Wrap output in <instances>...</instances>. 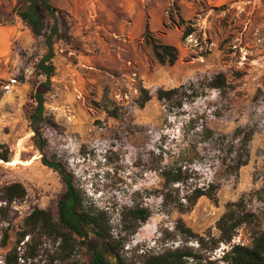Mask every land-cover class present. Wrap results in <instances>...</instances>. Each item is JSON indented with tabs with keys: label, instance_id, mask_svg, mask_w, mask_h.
I'll list each match as a JSON object with an SVG mask.
<instances>
[{
	"label": "rangeland",
	"instance_id": "374dc122",
	"mask_svg": "<svg viewBox=\"0 0 264 264\" xmlns=\"http://www.w3.org/2000/svg\"><path fill=\"white\" fill-rule=\"evenodd\" d=\"M26 1L0 0V157L21 162L9 166L0 158V192L13 183L27 190L24 201L0 202V264H9L14 250L19 264H89L94 246L106 249L92 230L85 239L73 235L70 256L61 249L62 236L51 235L43 220L32 233L28 216L49 211L56 221L58 204L68 190L59 172L42 163L43 155L62 165L82 210L105 213L113 239L120 238L124 208L151 210L135 235H121L126 240L119 255L128 263L148 250L158 253L183 245L198 249L195 239L176 231L177 224L202 237L207 249L211 237L220 235L217 222L229 203L245 199L249 209L262 208L252 194L264 188V0H137L150 12L157 9L155 24L140 6L143 25L138 28L137 12L130 17L117 6L112 22L105 16L112 23L106 28L116 30L125 20L126 30L133 28L135 36L103 43L78 36L99 29L93 25L99 11L89 0H46L56 9L59 34L53 40L51 91L38 126L42 151L32 140L29 117L36 107L35 85L45 81L35 67L47 51L45 37L54 19L44 11V31L36 35L17 15ZM146 26L157 42L177 48L173 66L158 63L145 41ZM186 31L191 35L184 38ZM84 43L91 49L82 48ZM75 51L82 52L86 64ZM218 75L224 76L221 89L211 86ZM12 79L17 85L7 92ZM176 88H183L182 107L170 109L158 101L159 89ZM141 89L151 95L143 109L138 104ZM238 129L252 134L249 162L238 174L228 175L222 163L232 143L235 150L239 146L234 137ZM179 167L191 176L187 184L174 186H179L181 198L190 188L217 183V202L202 197L183 214L164 209L160 172ZM26 231L31 233L23 237ZM242 243L249 244V238L241 230L231 244L221 243L207 256L226 264L225 253ZM33 246L37 257L27 259Z\"/></svg>",
	"mask_w": 264,
	"mask_h": 264
},
{
	"label": "trees",
	"instance_id": "16d2710c",
	"mask_svg": "<svg viewBox=\"0 0 264 264\" xmlns=\"http://www.w3.org/2000/svg\"><path fill=\"white\" fill-rule=\"evenodd\" d=\"M25 5L23 10L17 12V15L36 35H42L44 31V22L42 21V13L44 11H49L54 19V24L45 37L47 51L35 67V74L38 77L44 76L45 81H39L35 85L32 100L36 104V107H33L32 114L29 117L31 129L34 132L32 140L38 150L42 151L45 143L41 138L38 126L43 122L45 96L51 91V78L55 72L53 63L55 57L53 40L59 34V22L55 17L56 9H53L46 0H27ZM190 35L191 33L186 31L184 38ZM145 41L152 46L154 56L161 65L173 66L177 62V48L157 42L149 31L148 26H146ZM224 84V76L218 75L214 82L211 83V86L221 89ZM182 89H159L157 91V99L170 109L180 108L183 104ZM140 92L141 95L138 104L140 109H143L151 100V95L146 89H141ZM205 132L208 136L212 135V132L208 129ZM251 136L252 134L246 133L244 129L236 130L234 137L239 141V146L235 150L234 143H232L230 149L227 151L228 159L223 160L222 163L228 175L238 174L240 169L248 164V143L251 140ZM0 158L4 159L3 157ZM4 160L9 162L7 159ZM41 160L46 167L59 172L66 181L68 190L58 204L56 221L49 211L37 210L28 216L26 224L33 233L38 221L43 220V227L48 229L51 235H54L57 239L62 236L61 249L68 256L74 250L73 235L85 239L88 236V230H92L106 249L103 250L100 247L94 246L93 257L89 264H216L215 261L209 260L207 253L213 252L221 243L231 244L234 237L242 230L248 236L249 244L232 245L231 250L225 253L223 260L226 264H264V188L252 194L263 205L259 211L249 209L245 199H240L235 203H229L227 211L217 222V229L220 235L218 238L211 237L210 248L205 249V240L194 234L184 224L180 223L177 224L176 231L186 238L195 239L198 249L183 245L182 247L176 248H164L158 253L153 252V250H148L139 255L136 260L128 263L119 255V250L124 246L123 242L126 240L125 237L135 235L139 228L150 219L152 216L151 210L149 208H140L139 206L124 208L121 213L122 230L120 232V238L115 240L110 234V228L105 221L104 212L97 211L93 213L81 209L82 201L79 194L72 188L71 180L64 175L62 165L57 162H49L44 155ZM160 176L164 181L161 192L162 206L166 210L173 208L183 214L191 211L202 197H206L214 202L218 200L217 193L219 185L217 183L208 184L207 187L195 186L194 188H190L188 193L181 198L179 186L177 188L174 186L185 185L191 179L188 171H183L181 167L161 170ZM26 196L27 190L24 185L21 183H13L0 192V202L2 201L10 205L13 202L24 201ZM3 209V207H0V211ZM30 233V231H26L22 235L24 237ZM123 233L125 234L124 239L121 237ZM204 251L206 252L203 253ZM25 257L27 259L36 258V248L34 246L30 247V251ZM7 262L9 264H19L16 250L10 253Z\"/></svg>",
	"mask_w": 264,
	"mask_h": 264
},
{
	"label": "crops",
	"instance_id": "0c3cea01",
	"mask_svg": "<svg viewBox=\"0 0 264 264\" xmlns=\"http://www.w3.org/2000/svg\"><path fill=\"white\" fill-rule=\"evenodd\" d=\"M87 1V0H86ZM89 3H91L92 5H95V7H97L99 14L96 15V17H94V24L93 25H97V27L99 29H97L95 31V33H91L89 36L85 35V34H80L78 35L82 41H89L90 39L93 40L94 38L96 40H98L99 42H104V41H110L111 39L114 40L113 38H122V37H126L127 35L130 38H134L135 34L132 29H127L126 30V24L125 20H120V23L118 24V29L116 30H111V28H106L107 26H110V24L112 23H107L105 16L108 17V19L111 21L112 15L114 13L113 10H115L118 6V8H120V10L126 12L128 14V16L133 17L134 13L137 12V10L139 9V7H143V13L144 11H147L150 16H151V24H155L154 23V18H155V13L157 11V9L153 8V11H149L148 9V5H137V0H89ZM117 4V5H115ZM156 8L159 9V5L156 6ZM139 11V10H138ZM142 13L141 12H137V18L138 20H136L135 25L139 28V26L141 27L143 25L140 15ZM99 15V16H98ZM142 17V16H141ZM117 25V24H116ZM103 30H105L106 33L103 32ZM127 32V33H126ZM96 34V35H95ZM88 46V47H86ZM86 47L87 50H90L91 47L89 45H86L84 43V46L82 48ZM75 52H81V51H75ZM75 53L71 52L69 55H72ZM76 57L79 60L80 63L86 64V57L81 53H76Z\"/></svg>",
	"mask_w": 264,
	"mask_h": 264
},
{
	"label": "built area",
	"instance_id": "2783aa9c",
	"mask_svg": "<svg viewBox=\"0 0 264 264\" xmlns=\"http://www.w3.org/2000/svg\"><path fill=\"white\" fill-rule=\"evenodd\" d=\"M16 85H17V80L16 79H12L5 86V90L7 92H10Z\"/></svg>",
	"mask_w": 264,
	"mask_h": 264
},
{
	"label": "bare ground",
	"instance_id": "6f19581e",
	"mask_svg": "<svg viewBox=\"0 0 264 264\" xmlns=\"http://www.w3.org/2000/svg\"><path fill=\"white\" fill-rule=\"evenodd\" d=\"M36 159H37V158H36ZM0 163H3V161L0 160ZM6 164L9 165V166H14V165L21 164V162L19 161V159H18V160L15 159V160H13V161H11V162H8V163H6Z\"/></svg>",
	"mask_w": 264,
	"mask_h": 264
}]
</instances>
